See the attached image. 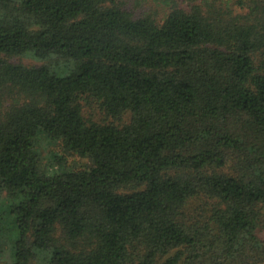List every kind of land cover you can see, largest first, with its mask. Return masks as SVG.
Returning <instances> with one entry per match:
<instances>
[{"label": "trees", "instance_id": "16d2710c", "mask_svg": "<svg viewBox=\"0 0 264 264\" xmlns=\"http://www.w3.org/2000/svg\"><path fill=\"white\" fill-rule=\"evenodd\" d=\"M0 264H264V0H0Z\"/></svg>", "mask_w": 264, "mask_h": 264}, {"label": "rangeland", "instance_id": "374dc122", "mask_svg": "<svg viewBox=\"0 0 264 264\" xmlns=\"http://www.w3.org/2000/svg\"><path fill=\"white\" fill-rule=\"evenodd\" d=\"M21 60H22L24 63H27V64H29V65L38 64L37 61H35V60H33V59H30V58H26V57L22 58ZM100 117H101V115H100L99 113H97V114L95 115V118H96V119H99ZM86 162H87L86 160L77 159V158H76V159H70V160H68V164H67V166H68V167L82 166V165H84Z\"/></svg>", "mask_w": 264, "mask_h": 264}]
</instances>
